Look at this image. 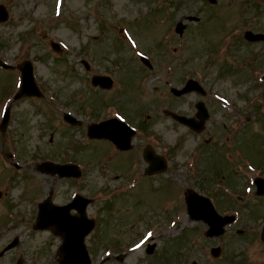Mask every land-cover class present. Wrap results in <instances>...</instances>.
Here are the masks:
<instances>
[{"label":"rangeland","instance_id":"374dc122","mask_svg":"<svg viewBox=\"0 0 264 264\" xmlns=\"http://www.w3.org/2000/svg\"><path fill=\"white\" fill-rule=\"evenodd\" d=\"M208 1L0 0V4L10 12V19L0 23V58L16 66L24 60H32L37 82L44 93L40 99L24 98L12 103L20 81L19 70L0 67V121L5 108L12 104L9 127L0 131V190L3 191L0 197V251L14 238L16 243L18 241L17 246L0 258V264H15L19 257L23 258L22 264H39V260L42 264H58L56 252L61 238L50 230L33 229L37 203L49 192L59 204L70 201L77 193L92 197L94 203L88 211L90 216H96L100 214L99 206L106 197L128 189L129 181L108 171L109 166L98 169L95 168L97 164L87 160L88 156L91 160L94 156H101L99 153L106 152L107 148L109 155L115 151L111 146L86 136L87 124L104 117L123 118L122 115L126 114L146 126L145 135H138L133 140L140 150L139 156H142L144 146L151 144L158 153L175 158L172 164L170 162L167 173L161 174L154 184L146 181L132 191L141 210L149 208L153 211L148 210L152 215L146 213V217L151 218L154 212L158 214L146 229L141 228L140 237L131 235L134 231L131 230L130 218H122L119 214L113 218L116 225L113 224L111 230L107 228L109 234L131 240L134 243L130 246L134 247L121 251L128 254L123 262L112 259L107 264H191L193 260L200 264H212L210 260H215L210 248L216 245L226 253L225 259L234 255L239 260L245 258L247 262L264 264V243L259 238L264 222V197L258 198L253 194V178L259 175V169L246 164L234 178V184L231 183L233 179L228 180L229 185L224 182L214 185L212 181L217 177L219 179L221 172L225 171V164L219 158L224 156L222 151L214 155L215 163L210 165L212 169L203 173L210 183L202 184L215 186L212 192L217 193L221 189L234 199L239 195L242 201L237 203L235 212L230 213L237 219L226 228L223 236L207 237V225L191 220L186 212L185 190L193 185L189 178L194 175L196 160L201 156L197 148H203V152L208 149L207 158L204 156L206 159L203 158L201 163H209V156L215 151L211 152L214 146H205L209 132L211 135L212 129L222 134L225 131L221 127L225 114L220 105L211 99L215 94L228 95L232 101L241 104L238 98L245 95V85L237 84L238 74L219 72L221 63L224 66L237 64L236 44L239 43L235 42V34L241 29L233 31V28L264 26V0H238L234 4L233 0H226L228 3L219 0L215 8H210ZM154 11L158 12L154 14ZM151 14L163 16L151 20ZM193 16L200 21H191ZM178 24L185 26L182 36L177 32ZM163 39L169 40L165 43L167 49H163L167 53L169 50L170 55L159 52L157 44ZM117 40H121L122 48H118ZM55 42L59 43V47L53 46ZM218 45H221L219 57L223 59L207 70L205 61ZM172 49H175V54ZM140 55L151 59L153 70L149 71L141 63ZM85 63L89 64L88 68ZM200 69L206 74L204 84L211 92L208 100L211 118L204 133L196 135L166 117L162 110L172 105L173 110L179 113H195L194 104L203 97L192 93L176 100L169 88L181 87L190 76L200 80L194 75L198 72L201 76ZM115 71L122 76L125 92L122 97ZM93 74H110L115 80L114 87L106 91L91 86ZM242 78L241 82L247 79L246 84L253 82L249 74H244ZM112 99L123 109L110 106ZM65 111L80 118L83 126L66 124L62 119ZM259 124L264 131V119ZM251 139L256 140L245 144L251 156H264V133ZM77 145L81 149L85 147L84 151H78ZM217 148L219 150L216 151L220 152L221 147ZM135 152L138 153L137 150ZM39 156L63 157L66 161L76 162L83 175L79 179H69L42 174L37 170V164L42 161ZM126 156H135V153ZM125 158L128 166L123 168L126 178V175H134V168L129 169L133 166L129 165V157ZM14 162L19 163L21 168H15ZM232 163L237 164L234 157ZM219 164L222 170L216 173ZM104 186L110 189L107 194L100 192ZM233 187L241 190L242 194L235 192ZM211 199L222 214H227ZM121 207L119 200L115 210ZM126 212L131 215L127 208ZM99 228L103 229V226ZM150 246L155 247L157 256L163 252L162 257L166 261L149 255ZM105 256L106 252H98L92 260L97 263ZM213 264H227V261Z\"/></svg>","mask_w":264,"mask_h":264},{"label":"water","instance_id":"95a60500","mask_svg":"<svg viewBox=\"0 0 264 264\" xmlns=\"http://www.w3.org/2000/svg\"><path fill=\"white\" fill-rule=\"evenodd\" d=\"M8 18V11L5 6L0 5V21H5ZM181 32L183 27L180 25L178 27ZM246 37L249 40H260L264 39V34H253L251 31L246 32ZM144 59V58H143ZM145 60V59H144ZM147 62V60H145ZM0 64L3 67H11L0 60ZM22 72V83L20 90L16 93L15 99L32 96L41 95V92L35 82V77L33 73L32 63L27 60L20 66ZM92 83L94 85H101L102 87L109 88L112 85V80L108 76L96 75L92 78ZM199 83L193 79L187 81L186 85L182 89L172 88V92L176 95H182L184 93L190 92L192 90H201ZM206 112L205 109L200 110V114ZM175 119L190 126L196 131H201L204 127L205 117L202 115L200 121H193V119L186 116L173 115ZM65 119L73 125H77L79 121L72 115L65 113ZM9 121V110L6 112L2 129H5ZM117 120H108L101 123H95L89 125L88 134L92 138H109L112 139L119 147L122 149H127L130 147L131 136L133 131L123 122ZM145 156L147 159L156 158L150 147L146 148ZM154 163L148 168L147 173H155L161 171L160 169L154 170ZM42 172L47 173H58L60 176H79L80 171L74 164H53V163H43L40 166ZM257 185V194H264V179L258 177L255 180ZM90 202L81 195H77L75 199L65 206H57L49 202V200L41 203L39 205V215L37 222L35 224L36 229H43L49 226L54 227V232L63 237V243L58 250V254L61 256L60 264H92L91 259L84 243L85 237L94 227V220L88 219L86 215V207ZM187 203L188 212L192 218L203 219L206 221L210 228L208 230V235H219L224 232L223 226L227 223L234 221V216H221L215 210L212 202L209 198L199 195L193 190H188L187 192ZM75 208L79 211L80 215L72 216L70 210ZM262 238L264 240V228L262 232ZM214 255H217L219 248L212 249ZM193 264H196L195 262Z\"/></svg>","mask_w":264,"mask_h":264},{"label":"flooded vegetation","instance_id":"af4514ba","mask_svg":"<svg viewBox=\"0 0 264 264\" xmlns=\"http://www.w3.org/2000/svg\"><path fill=\"white\" fill-rule=\"evenodd\" d=\"M256 31L257 32H264V29L263 28H257ZM238 43L241 46H243V48H244V50L242 51L243 57L241 56L240 58L241 59L245 58L249 61V62H245L244 65L249 66V64L251 62L253 64V68L255 71H259V70L264 71V69H262V68H264V41L248 43L246 41L239 40ZM252 81H253L252 83H250V84L247 83L245 85L246 88L243 92V93H245V95L240 96L238 98V101H240L241 104L239 102H236V104H233L234 101H232V104H230L229 106L227 104H225V107H229V110L231 109L232 111H235V113H236L235 116L230 118L231 121H235V124L237 127V130L235 131L236 140H238V139L242 140V138L245 134L244 126L242 123L243 119H245L246 121H248L250 123L248 130L246 131V134L252 135L254 137L260 129V124H259L260 123V111L262 108H260L259 98L264 100V88L260 89L259 87L264 86V74H262V79H261L263 84H261V81H259V80H252ZM210 93L211 92L209 91V93L206 94L205 97H203V98L207 99L205 101H206V103H207L206 105H208V107H209L208 100H210V96H211ZM211 101L213 102V99H211ZM244 104L246 106H244ZM194 108H195V106H194ZM245 110H247V111H245ZM224 111H226V110L224 109ZM248 111L251 112V116L249 114L244 115V112H248ZM195 115H196V111L191 116H195ZM223 119H224L223 128L225 130H228L229 125L225 121V120H227V117L223 116ZM137 127L140 130L139 124L137 125ZM138 129H137V131H139ZM214 134H215L214 136H211V140L213 138H216L220 134V132L215 131ZM137 136H136V138H137ZM101 142H104L108 146H111V148L115 151V152H113V154L111 156H118L119 157V160L117 161V165L122 164V163L127 164L125 162V160H126L125 157H129L128 162L130 165L133 166L134 173H140V172H144L146 170L147 163H146L143 156H139L140 150L136 148L135 144L128 151H120L119 149H117L115 147V145H113V143L111 141L103 140ZM135 150H137L138 153H136ZM132 152L135 153V156H126V154L132 153ZM169 162H171V159L169 160ZM111 167H114L116 170H118L116 165H111ZM142 178H145V177L142 176Z\"/></svg>","mask_w":264,"mask_h":264},{"label":"trees","instance_id":"16d2710c","mask_svg":"<svg viewBox=\"0 0 264 264\" xmlns=\"http://www.w3.org/2000/svg\"><path fill=\"white\" fill-rule=\"evenodd\" d=\"M94 241H95V240L92 238V242H91V243H92L91 251H93V252L95 251V248H94Z\"/></svg>","mask_w":264,"mask_h":264}]
</instances>
